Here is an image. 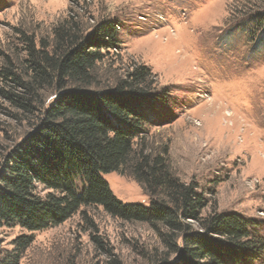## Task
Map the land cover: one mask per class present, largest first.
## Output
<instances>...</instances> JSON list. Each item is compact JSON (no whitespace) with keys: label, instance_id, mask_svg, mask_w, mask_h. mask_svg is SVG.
I'll use <instances>...</instances> for the list:
<instances>
[{"label":"rangeland","instance_id":"rangeland-1","mask_svg":"<svg viewBox=\"0 0 264 264\" xmlns=\"http://www.w3.org/2000/svg\"><path fill=\"white\" fill-rule=\"evenodd\" d=\"M71 11L87 25H119L117 54L99 65L104 85L144 64L168 90L164 111L141 133L145 152H167L173 173L208 196L203 213L237 212L264 235V0H0V69L21 53L17 29L43 36ZM2 88L10 89L0 77ZM34 120L0 93V164ZM103 177L124 203L148 204L132 178ZM20 233L0 227V248ZM162 250L148 225L88 206L36 232L22 264H151Z\"/></svg>","mask_w":264,"mask_h":264},{"label":"trees","instance_id":"trees-1","mask_svg":"<svg viewBox=\"0 0 264 264\" xmlns=\"http://www.w3.org/2000/svg\"><path fill=\"white\" fill-rule=\"evenodd\" d=\"M85 21L71 11L43 36L17 29L21 53L1 66L10 89L0 93L35 120L0 164V227L21 231L0 248V264H22L36 232L88 206L153 229L163 250L151 264L264 262L259 223L233 211L203 213L208 196L173 173L167 152H145L141 133L164 111L168 90L144 64L104 85L99 65L117 54L119 25ZM109 172L132 178L148 204L116 197L103 177Z\"/></svg>","mask_w":264,"mask_h":264}]
</instances>
